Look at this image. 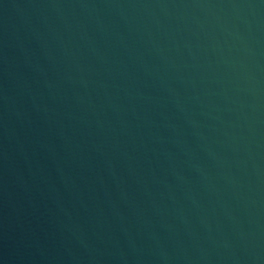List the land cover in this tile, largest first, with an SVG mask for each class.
<instances>
[{
    "label": "water",
    "instance_id": "obj_1",
    "mask_svg": "<svg viewBox=\"0 0 264 264\" xmlns=\"http://www.w3.org/2000/svg\"><path fill=\"white\" fill-rule=\"evenodd\" d=\"M0 264H264V0H0Z\"/></svg>",
    "mask_w": 264,
    "mask_h": 264
}]
</instances>
